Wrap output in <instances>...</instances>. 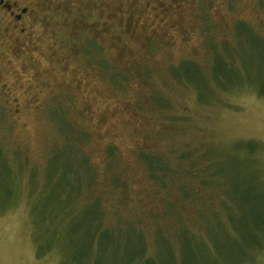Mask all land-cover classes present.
I'll return each instance as SVG.
<instances>
[{"label": "rangeland", "instance_id": "374dc122", "mask_svg": "<svg viewBox=\"0 0 264 264\" xmlns=\"http://www.w3.org/2000/svg\"><path fill=\"white\" fill-rule=\"evenodd\" d=\"M23 1L0 264H264V0Z\"/></svg>", "mask_w": 264, "mask_h": 264}, {"label": "flooded vegetation", "instance_id": "af4514ba", "mask_svg": "<svg viewBox=\"0 0 264 264\" xmlns=\"http://www.w3.org/2000/svg\"><path fill=\"white\" fill-rule=\"evenodd\" d=\"M27 3L23 0H0L1 28L7 26L13 34H17L23 38L26 37L30 33V19L36 12L33 4L30 5L28 3V5L22 6ZM13 37L16 41L15 36ZM4 47H6V44Z\"/></svg>", "mask_w": 264, "mask_h": 264}, {"label": "trees", "instance_id": "16d2710c", "mask_svg": "<svg viewBox=\"0 0 264 264\" xmlns=\"http://www.w3.org/2000/svg\"><path fill=\"white\" fill-rule=\"evenodd\" d=\"M81 137L83 138L84 136L83 135H81ZM110 153H112L113 154V150H110ZM156 159H158V157H155V156H150L149 158H148V160H149V166H150V168H151V171H152V173H153V176L156 178V179H158L159 178V176H158V174L157 173H159V170H157V161H156ZM211 182H212V179L211 178H209L208 176H206V177H203V181H202V183L200 182V185H202V186H200V187H206V186H209L210 184H211ZM227 193V192H226ZM228 195V194H227ZM237 195V194H236ZM235 196V195H234ZM232 199H234L232 196H230ZM236 202V201H235Z\"/></svg>", "mask_w": 264, "mask_h": 264}]
</instances>
